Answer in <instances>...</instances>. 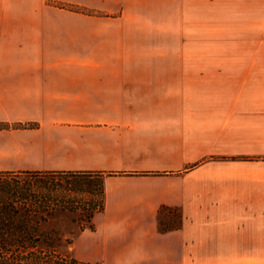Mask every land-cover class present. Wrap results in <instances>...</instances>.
I'll list each match as a JSON object with an SVG mask.
<instances>
[{
  "label": "crops",
  "instance_id": "1",
  "mask_svg": "<svg viewBox=\"0 0 264 264\" xmlns=\"http://www.w3.org/2000/svg\"><path fill=\"white\" fill-rule=\"evenodd\" d=\"M79 3L0 0V172L101 178L78 261L264 264V0Z\"/></svg>",
  "mask_w": 264,
  "mask_h": 264
},
{
  "label": "trees",
  "instance_id": "2",
  "mask_svg": "<svg viewBox=\"0 0 264 264\" xmlns=\"http://www.w3.org/2000/svg\"><path fill=\"white\" fill-rule=\"evenodd\" d=\"M61 175L77 174L0 172V177L24 176L28 181H22L21 187L18 182L0 184V264H87L74 257L72 244L84 229H92L91 218L102 208V189L100 202L92 207L70 205L50 189H37L39 182ZM71 224H76L75 232L70 231Z\"/></svg>",
  "mask_w": 264,
  "mask_h": 264
},
{
  "label": "rangeland",
  "instance_id": "3",
  "mask_svg": "<svg viewBox=\"0 0 264 264\" xmlns=\"http://www.w3.org/2000/svg\"><path fill=\"white\" fill-rule=\"evenodd\" d=\"M42 4L40 7L41 17H55V18H65L74 17L79 18L86 11L82 10L79 0H41ZM27 179L24 176L17 177L16 179L0 177V184L15 186L18 182L22 184V181ZM46 182L41 181L37 185V189L40 192L50 189L52 195L61 198L70 205H75V203H83L88 207L92 205H97L100 202V191L101 178L96 175H61L54 176L53 180H46ZM28 182V181H27ZM170 217H160L158 219L160 227L169 228L176 224L175 213H169ZM77 221L78 216L75 213L74 216ZM70 231H76V224H71L68 226Z\"/></svg>",
  "mask_w": 264,
  "mask_h": 264
}]
</instances>
